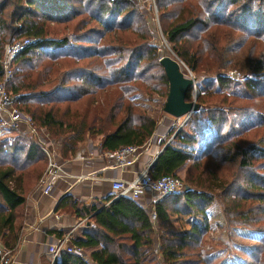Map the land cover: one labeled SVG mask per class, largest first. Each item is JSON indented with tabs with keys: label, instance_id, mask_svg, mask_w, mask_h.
<instances>
[{
	"label": "trees",
	"instance_id": "1",
	"mask_svg": "<svg viewBox=\"0 0 264 264\" xmlns=\"http://www.w3.org/2000/svg\"><path fill=\"white\" fill-rule=\"evenodd\" d=\"M156 2L173 51L192 70L205 66L211 72L200 84L199 110L179 130L171 129L174 137L161 142L150 168L158 179L177 175L192 160L184 182L191 190L158 198L152 211L131 196L112 195L107 204L80 208L69 194L59 206L89 224L71 243L91 248L95 264H216L218 256L207 253L203 240L208 209L218 201L229 227L260 233L241 264H264V0ZM145 15L137 0H0V62L6 43L34 39L15 57L9 89L19 109L59 141L62 157L76 155L88 138L102 136L103 153L153 137L157 121L134 97L167 98L169 80ZM238 34L252 37L241 81L221 74ZM232 99L248 104L235 106ZM209 160L234 163L233 178L224 179L217 165L204 173ZM47 164L30 138L0 139V238L11 252L21 239L27 197ZM55 264L88 263L63 252Z\"/></svg>",
	"mask_w": 264,
	"mask_h": 264
},
{
	"label": "crops",
	"instance_id": "2",
	"mask_svg": "<svg viewBox=\"0 0 264 264\" xmlns=\"http://www.w3.org/2000/svg\"><path fill=\"white\" fill-rule=\"evenodd\" d=\"M169 119L176 121L175 117ZM174 127L176 126H157L153 137L148 141V148L141 152L135 164L127 170L111 168L110 158L104 155L105 152H101L102 149L99 146L102 136L96 137L97 139L88 138L81 142L80 150L74 156L68 158L61 156L65 161L64 169L69 174L73 176L85 174L89 175V178L77 182L74 177H71L68 183L58 182L51 195H43L37 191L36 187L27 197L19 245L14 252H11L0 238L1 258L3 250H9L10 264H49L52 250L62 234L69 229L76 228L78 237L89 229L87 217L80 218L67 205L59 206L60 201L65 196V198L73 196L80 208L93 204H105L106 198L112 195L110 178L132 179L137 172L145 168L151 161L156 160L162 151L161 142L168 137ZM7 133L10 132L0 131L1 135L6 136ZM10 135L16 134L10 133ZM7 137L4 139H12ZM191 163L192 160H188L184 167L178 170V173L185 170V166ZM92 173L97 177L91 176ZM69 194L71 196H67ZM65 198L64 203L67 201ZM156 200L157 197L147 193L138 202L152 211ZM56 215L60 217L56 218ZM60 260L61 258L58 261Z\"/></svg>",
	"mask_w": 264,
	"mask_h": 264
},
{
	"label": "built area",
	"instance_id": "3",
	"mask_svg": "<svg viewBox=\"0 0 264 264\" xmlns=\"http://www.w3.org/2000/svg\"><path fill=\"white\" fill-rule=\"evenodd\" d=\"M33 41V38L24 37L18 41L8 43L4 47V58H2L3 60L0 62L3 68V76L5 74L3 82L0 83V131L26 136L33 140L45 152L48 164L36 189L43 195H51L58 182L68 183L71 177H74L77 182L85 181L89 178V175L82 174L73 176L64 169L65 161H63L60 155V146L46 128L35 126L33 117L19 109L17 106V96L8 88L7 83L12 77L13 71L11 66L14 63L15 57L20 51L32 44ZM189 77L195 80V77ZM192 89L193 95H197L198 88L196 86V81ZM189 117L190 116L182 117L184 119L182 124L187 121ZM176 127L177 130H179L182 125ZM173 137H171V140ZM171 140H169V142ZM147 148V144L142 146L128 145L115 152H105L104 155L110 158L111 168L127 170L135 164L138 156ZM154 161H151L145 168L137 172L132 179L120 177L110 178L113 196L111 200H115L119 197L131 196L134 200L139 201L147 193L153 194L158 199L185 188L183 180L177 175H165L158 179L153 178L150 173V168ZM91 176L94 178L97 177L94 173H92ZM71 187L70 185L69 188L71 189ZM151 216L152 219H155V212H152ZM59 217V215H56V218ZM76 238V228L69 229L62 234L52 250V257L49 264H55V262L61 258L63 252L74 254L82 258L88 264H95L91 258L89 259L85 256L86 248L71 243V241ZM9 254V250H3L0 264H10Z\"/></svg>",
	"mask_w": 264,
	"mask_h": 264
},
{
	"label": "rangeland",
	"instance_id": "4",
	"mask_svg": "<svg viewBox=\"0 0 264 264\" xmlns=\"http://www.w3.org/2000/svg\"><path fill=\"white\" fill-rule=\"evenodd\" d=\"M137 1L139 3L140 9L146 14L145 18L147 19V24L152 36L151 41L152 44L157 49L159 58L163 56H172L175 59H177L182 66L183 72L188 76L195 77L196 86L198 88V94H199L200 86H201L200 84L204 83L203 81L205 80V76L211 72L208 71L205 66L203 68H199L197 71L192 70L187 65V63L184 60H182L173 51L172 44L169 43L167 37L164 34L160 11L156 0H137ZM52 26H56V25H52ZM251 44H252V37L244 36V35L242 36V34H238L237 40L225 52V56H224L225 62L223 65V69L221 71L222 75L238 81H241L245 79V77H247V72H248L247 56ZM2 58H4V55ZM214 65L216 67L217 64ZM11 69L14 72L15 69L14 63L11 66ZM4 78H5V74L4 76L3 74L0 75V83L3 82ZM10 80L7 83L8 88H9ZM213 84L215 85V82ZM198 94L193 95V91H192V100H195L197 102ZM134 100L142 110H145L150 116L156 119L157 126H181V125L183 126V124L186 122L185 121L182 124L184 120L183 118L180 119L175 118L176 121H174V119L173 120L169 119L174 117L164 112L163 107L166 98H164L161 95L141 93L135 96ZM231 104L235 106H241V105L243 106V105H247L248 101L232 99ZM7 134L8 135L6 136L4 134L2 135L0 134V139H4L7 136H8L7 138H14L16 136V135H10V133ZM171 137H173V135H169L167 144L169 143V140H171ZM252 137L258 138V136H252ZM252 137L251 136L249 137V141L256 140L255 138ZM93 139H97V138H93ZM54 140L61 147L59 141H57L55 138ZM145 144H147L148 146L149 142H146ZM161 150H163V148ZM60 154H61V148H60ZM238 160L239 158L236 159V161ZM219 161H220L219 163L213 161L214 164L213 162H211V160L203 163L202 164L203 172L206 173L207 170H210L212 168V166L217 165L216 171H218L222 175V177H224V179L231 180L233 178L237 166L234 163L228 161L227 162L222 160ZM190 165L191 164L186 165L185 170L177 174V176L181 177L183 182H185L186 171L190 167ZM208 210L210 212L209 214L210 229L208 233L205 235L203 240V246L206 249L207 253L211 254L212 256H218L215 262L216 264L243 263L248 257L247 252L250 251L255 246L258 240L256 236L257 237L260 236V233L252 232L251 230L246 228L229 227V225L225 221L221 204L218 201L212 203V205L209 207ZM156 242L158 247L159 241L157 240ZM85 251H86L85 256L90 259V254L92 252V249L87 248Z\"/></svg>",
	"mask_w": 264,
	"mask_h": 264
},
{
	"label": "water",
	"instance_id": "5",
	"mask_svg": "<svg viewBox=\"0 0 264 264\" xmlns=\"http://www.w3.org/2000/svg\"><path fill=\"white\" fill-rule=\"evenodd\" d=\"M160 61L169 80V93L164 103V112L177 119L191 116L200 107L195 100H186V94L193 87L195 80L183 72L181 64L174 57L163 56ZM185 189L191 190V187L186 186Z\"/></svg>",
	"mask_w": 264,
	"mask_h": 264
}]
</instances>
